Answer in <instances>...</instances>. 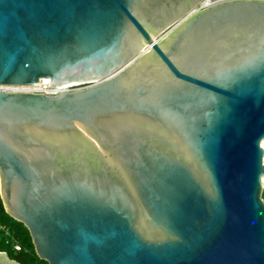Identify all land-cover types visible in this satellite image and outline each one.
<instances>
[{"label": "water", "instance_id": "water-1", "mask_svg": "<svg viewBox=\"0 0 264 264\" xmlns=\"http://www.w3.org/2000/svg\"><path fill=\"white\" fill-rule=\"evenodd\" d=\"M0 0V195L48 264H264V0ZM0 264H19L0 253Z\"/></svg>", "mask_w": 264, "mask_h": 264}, {"label": "trees", "instance_id": "trees-1", "mask_svg": "<svg viewBox=\"0 0 264 264\" xmlns=\"http://www.w3.org/2000/svg\"><path fill=\"white\" fill-rule=\"evenodd\" d=\"M16 247H19L20 250L17 251ZM0 253H6L10 260L19 264H48L37 256L28 229L6 212L1 195Z\"/></svg>", "mask_w": 264, "mask_h": 264}, {"label": "built area", "instance_id": "built-area-1", "mask_svg": "<svg viewBox=\"0 0 264 264\" xmlns=\"http://www.w3.org/2000/svg\"><path fill=\"white\" fill-rule=\"evenodd\" d=\"M229 1H241V0H205L204 2H202L200 5H198L195 8L194 13L203 11L217 4L229 2ZM95 85L96 83L53 86L51 84L50 79H41L39 84L32 85V86L0 85V92L10 93V94H38V95L54 97L61 93L74 92V91L82 90V89L92 87ZM262 184L264 185V179H262ZM262 194L264 195V188L262 190ZM16 250L19 251L20 248L16 247Z\"/></svg>", "mask_w": 264, "mask_h": 264}, {"label": "bare ground", "instance_id": "bare-ground-1", "mask_svg": "<svg viewBox=\"0 0 264 264\" xmlns=\"http://www.w3.org/2000/svg\"><path fill=\"white\" fill-rule=\"evenodd\" d=\"M72 85H77V84H72ZM262 144H263V147H264V142H262Z\"/></svg>", "mask_w": 264, "mask_h": 264}]
</instances>
